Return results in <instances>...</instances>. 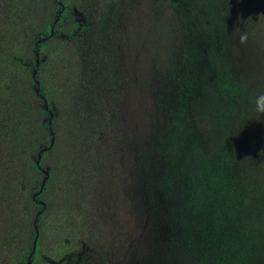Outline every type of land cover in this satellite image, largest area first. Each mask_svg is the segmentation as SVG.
<instances>
[{"label": "rangeland", "instance_id": "374dc122", "mask_svg": "<svg viewBox=\"0 0 264 264\" xmlns=\"http://www.w3.org/2000/svg\"><path fill=\"white\" fill-rule=\"evenodd\" d=\"M18 3L17 64L26 82L34 40L48 36L62 6L34 75L59 129L57 145L39 160L48 178L35 200L45 208L30 264H194L186 254L199 249L197 232L169 218L174 207L152 199L147 183L174 78L188 82L185 104L206 152L226 154L230 171L244 178L247 203L236 207L235 234L243 217L256 225L240 264H264V117L252 107L264 91V0ZM29 198L8 215L0 209V264H22L31 250L22 227L38 213Z\"/></svg>", "mask_w": 264, "mask_h": 264}, {"label": "trees", "instance_id": "16d2710c", "mask_svg": "<svg viewBox=\"0 0 264 264\" xmlns=\"http://www.w3.org/2000/svg\"><path fill=\"white\" fill-rule=\"evenodd\" d=\"M167 1L173 7L184 0ZM18 2L20 0L0 3V209L6 215L15 204L37 192L40 185L37 176L43 168L41 163L35 166L36 154L42 146H48L49 133L55 136L54 147L57 145L59 129L55 125L57 115L46 95L40 89L38 95L34 94L31 77L26 82L17 64L16 46L22 37V7ZM43 39L47 41L48 36L34 40L32 52L38 54ZM37 40L41 42L34 46ZM168 83L163 97L162 126L154 133V145L147 161L150 170L147 183L153 191L151 198L168 202L174 207L169 218L188 233L197 232L201 245L198 250H188L186 254L194 264H240L247 253L245 246L249 238L255 236L256 225L251 218L243 217L237 229L239 237L235 234V216L238 214L240 219L236 207L247 203L244 178L230 171L226 154L212 155L204 149L185 104L188 82L174 78ZM40 97L52 113L49 126ZM29 201L30 204L34 202L31 198ZM36 208L37 224L43 210L38 205ZM25 215L28 218L27 211ZM21 216L22 212L19 218ZM22 229L29 232L31 242L34 236L31 221L23 224ZM210 247L220 249L217 254L208 253Z\"/></svg>", "mask_w": 264, "mask_h": 264}, {"label": "water", "instance_id": "95a60500", "mask_svg": "<svg viewBox=\"0 0 264 264\" xmlns=\"http://www.w3.org/2000/svg\"><path fill=\"white\" fill-rule=\"evenodd\" d=\"M57 5H58V7L60 9H62V6L59 3H57ZM58 16H59V13L57 14L56 18L54 19V21L52 22V24L50 26L49 33H48V37H51L52 36L53 25L57 21ZM44 40L45 39H43L42 41H44ZM40 42L41 41H37L34 44V46H36ZM37 65H38V55H37V53H34V70L32 71L30 77H31V79L33 81V84H34V94L35 95H38V83H37V81L34 78L35 68L37 67ZM40 100L43 103V109H44V111L47 112V114H48L49 119L47 121V125L49 126L50 119L52 118V114H51L50 111H48L47 105H46V102H45L44 98L43 97H40ZM49 135H50V139H49L48 146L46 148H41L40 150H38V152L36 154V158H35V162H34L35 166H38L41 154L44 153L45 151L49 150L53 146L54 137H53V135L51 133H49ZM41 174H42L43 178H42V180L40 182V185H39V188H38L37 192L35 194H33L32 197H31V200L32 201H35V198L41 193V191L43 189V186H44V183H45L46 179L48 178V174L45 171H41ZM35 203L38 206H40L42 208V210L44 209V204L42 202L35 201ZM37 216H38V214H36V216L34 217V220L32 222V230H33L34 236H33L32 244H31V250H30V253L28 254V256L26 258L25 264H30V259H31L32 255H33V253L35 252V246H36V240H37V234H38V232H37V226L35 224V220H36Z\"/></svg>", "mask_w": 264, "mask_h": 264}, {"label": "clouds", "instance_id": "9594fccd", "mask_svg": "<svg viewBox=\"0 0 264 264\" xmlns=\"http://www.w3.org/2000/svg\"><path fill=\"white\" fill-rule=\"evenodd\" d=\"M249 33L242 31L239 33V43L244 45L248 42ZM252 107L254 112L261 117H264V91H260L252 97Z\"/></svg>", "mask_w": 264, "mask_h": 264}, {"label": "flooded vegetation", "instance_id": "af4514ba", "mask_svg": "<svg viewBox=\"0 0 264 264\" xmlns=\"http://www.w3.org/2000/svg\"><path fill=\"white\" fill-rule=\"evenodd\" d=\"M61 10V9H60ZM58 13H59V11H58ZM44 208H45V206H44ZM34 254V253H33ZM33 256V255H32ZM26 261V260H25ZM30 263H31V261H30ZM24 264H25V262H24Z\"/></svg>", "mask_w": 264, "mask_h": 264}]
</instances>
